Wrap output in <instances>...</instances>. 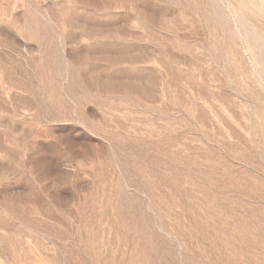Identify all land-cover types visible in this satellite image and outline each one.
Listing matches in <instances>:
<instances>
[{"label":"rangeland","instance_id":"obj_1","mask_svg":"<svg viewBox=\"0 0 264 264\" xmlns=\"http://www.w3.org/2000/svg\"><path fill=\"white\" fill-rule=\"evenodd\" d=\"M0 264H264V0H0Z\"/></svg>","mask_w":264,"mask_h":264}]
</instances>
